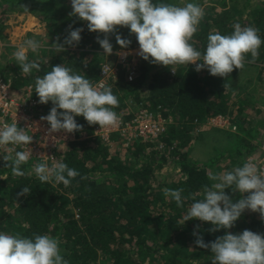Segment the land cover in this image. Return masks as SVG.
I'll return each mask as SVG.
<instances>
[{
    "label": "trees",
    "instance_id": "1",
    "mask_svg": "<svg viewBox=\"0 0 264 264\" xmlns=\"http://www.w3.org/2000/svg\"><path fill=\"white\" fill-rule=\"evenodd\" d=\"M68 1L8 0L13 12L28 13L47 23L54 35L52 43L57 36L63 43L69 25L73 30L84 29L78 45H65L66 50L61 52L52 47L47 62L36 60V56L28 57L29 61L40 64L39 72L24 74L15 58L0 63V74L11 77L15 94H21L28 86L35 87L36 78L56 65L72 68L90 79L94 86L100 81L106 55L97 43V36L103 39L104 34L89 31L86 21L71 15L73 9ZM153 3L180 6L196 3L202 8L209 4L192 40L201 52L206 50L209 33L231 34L235 23L256 27L264 41V0H153ZM118 32L131 40V44L121 49L115 35L110 34L113 52L139 50L129 28L118 27ZM258 51L255 62H251L249 53L245 64L259 67L258 79L264 81V43ZM137 67L132 81L128 80L124 66L111 78L108 86L119 100V106L113 110L117 114L126 112L128 103H140L145 98L149 106L143 104L144 107L159 110L168 122L172 121L166 131L153 142L122 138L119 133L105 141L95 135L96 125H89L82 116H76L83 129L71 133L74 139L63 143L56 153L57 163L63 162L79 172L68 187L54 180L40 182L33 171V166L40 162L21 165L25 176L18 177L0 161V232L29 238L34 234L57 237L61 241V255L69 264H212L214 254L210 249L198 248L194 243L196 237L192 233L197 225L205 243L226 232L238 234L251 230L264 234V219L260 214L257 220L248 222L247 217L239 218L231 229L216 232L209 231L213 227L210 222L183 220L193 197L202 199L204 186L215 183L209 175L225 168L219 163L225 155L234 157L228 164L234 169L259 151L253 139L262 124L257 122L249 129L245 127L247 120L242 113L247 105L237 99V92L233 95L228 92L227 78L232 74L222 78L184 68L171 70L166 66L150 74L152 64L144 59ZM52 107L51 101L39 103L37 112L47 115ZM216 116L227 117L237 128V132L230 134L234 144L224 154L206 162L196 161L190 154V145L195 139L200 141L204 134L194 136V132ZM132 117V114L125 115L124 120L131 121ZM160 143L163 148H158ZM236 157L241 163L236 162ZM168 167L173 168L175 177L160 181L162 177L158 175ZM25 186L30 188V194L17 199L16 194ZM165 188L184 190L182 196L188 198L183 201V207H177L174 199L164 195ZM225 192L231 199H237L239 194L231 188Z\"/></svg>",
    "mask_w": 264,
    "mask_h": 264
},
{
    "label": "clouds",
    "instance_id": "2",
    "mask_svg": "<svg viewBox=\"0 0 264 264\" xmlns=\"http://www.w3.org/2000/svg\"><path fill=\"white\" fill-rule=\"evenodd\" d=\"M71 5V15L86 21L89 31L104 34L103 39L97 36V43L107 56L113 53L110 34L115 35L121 49L130 46L131 40L123 38L118 32V27H127L138 41L137 54L145 61L166 67L194 64L197 72L207 69L214 77L226 78L234 69L244 67L249 53L251 62H255L259 57L258 50L264 43L256 27H242L240 23H235L231 34L222 35L218 31L209 33L206 50H197L192 40L205 12L196 3L180 6L153 3V0H71ZM23 7L28 11L26 6ZM67 31L63 43H60L59 36L52 43L57 52L65 51V45H78L84 29L73 30L69 25ZM40 47L35 39H27L14 52V58L24 74L41 70L40 64L29 61L27 55L29 50L36 52ZM118 55L126 56V53ZM35 93L39 103L51 101L53 104L49 113L40 118L50 125L49 134L81 131L83 125L77 123L76 116H82L89 125L98 124L100 128L115 127L120 119L113 110L119 106V100L111 87L94 86L90 79L65 65H56L42 77H37ZM32 141L33 136L27 133L26 128L19 127L17 121L4 123L0 128V146L30 145ZM31 155L29 151H15L14 157L4 155V167H10L14 176L23 177L25 172L21 170V165L27 164ZM33 171L40 182L54 180L65 187L70 186L72 179L79 175L76 169L63 162L54 163L51 167L47 162L37 163ZM209 179L215 183L204 186L202 199L193 197L183 217L184 222L192 219L210 222L213 227L209 231L216 232L231 229L245 210L258 212L264 219V169L258 163L249 159L232 171L210 174ZM229 188L248 195H242L233 202L225 192ZM30 191L25 186L16 194V198L30 194ZM183 191L163 189L164 195L174 199L177 207H183V201L188 198L182 196ZM198 229L199 225L192 233L196 237L194 243L198 248L210 249L214 254L212 264H264V234L251 230L238 234L226 232L214 241L205 243ZM60 243L59 238L48 234H34L29 238L0 232V264H69L61 255Z\"/></svg>",
    "mask_w": 264,
    "mask_h": 264
},
{
    "label": "rangeland",
    "instance_id": "3",
    "mask_svg": "<svg viewBox=\"0 0 264 264\" xmlns=\"http://www.w3.org/2000/svg\"><path fill=\"white\" fill-rule=\"evenodd\" d=\"M67 4L72 7L71 0H69ZM208 5H209L208 3L204 5L203 8L204 12L206 8H208ZM53 38L54 35L50 30L49 26L47 25V23L41 22L38 18L28 13H21L18 11L13 12L10 9L8 0H0V63L1 64H5L10 59H14V55H13L14 52L23 43V41L27 39H35L41 45L39 50L36 52L29 50L27 52L28 57L36 56L35 58L36 60L43 59L45 62H47L50 58V56H48L47 54L48 51L52 48ZM138 51L139 50H134V52L131 53L134 54L135 58L137 59V62L140 64V62L143 59L137 54ZM116 60H117V53L113 52L111 55L108 56L106 55L105 62L109 63L110 65H114ZM197 63L200 62L198 61ZM164 67L165 66L163 65L152 64V70L150 71V74L156 73L159 70H162ZM168 68L171 70H176L177 68H184L189 71L192 70L195 71L194 64L172 65L169 66ZM258 72H259V67L245 64L242 69H234L233 72L231 73L232 76L230 75L227 78V80L229 81V85H230L228 91L229 94L233 95L235 92H237L238 93L237 99H242L243 102H245L247 105V107L243 109V113H242V116H244V118H246L247 120L245 127L249 129L253 127L257 122H261L262 125L259 126L258 128L259 131L256 134V137L253 139V143L261 148V146L264 145V81L258 79L259 78ZM199 73L204 74L209 72L207 71V69H203ZM33 95L38 97L36 93H34ZM144 100L145 98L142 99L140 103H135V104H133L132 102L128 103L127 104L128 108L126 112L121 113L123 117H125V115L128 114L136 113L138 107L141 105L143 106V104L149 106V104L146 103ZM140 109H138V111ZM235 132L227 128H220L218 127V125L216 126V124H211V122L208 124L206 121V125L204 124L203 126H199L196 132H194V136L197 133H201L204 135L202 136V139L200 141H196L195 139L194 140L195 142L191 143L190 154L192 156V159L196 161L206 162L211 158H215L218 155L224 154L225 150L232 147V145L234 144V138L231 137L230 134ZM129 139H133V138H129ZM123 141H124L123 146H126L125 143L126 140ZM233 159L234 157L225 155L219 162L221 164L220 166L221 167L225 166V168H222L214 172V174L233 170L232 168H230V166L228 167V164L231 163ZM241 161L242 160H239L236 157V162L241 163ZM244 163L245 160L243 161V164ZM212 169H214V165L213 167L211 166V170ZM173 173H174L173 168L168 167L165 168L158 176L162 177L160 178L161 179L160 181H168L175 177ZM244 194H241L239 192V194L236 195L237 199H232L233 202L238 201L242 197V195L244 196ZM245 217L248 218L247 219L248 222L260 218L258 212H252L250 210H245L240 218L244 219Z\"/></svg>",
    "mask_w": 264,
    "mask_h": 264
},
{
    "label": "built area",
    "instance_id": "4",
    "mask_svg": "<svg viewBox=\"0 0 264 264\" xmlns=\"http://www.w3.org/2000/svg\"><path fill=\"white\" fill-rule=\"evenodd\" d=\"M117 60L114 65L104 62L101 69V79L95 86H108L111 78H115L119 67L124 66L127 70L128 80L132 81L137 73V59L134 54L126 51H119ZM118 53H126V56L118 55ZM35 87L28 86L21 94H15L12 91V79L4 78L0 74V128L4 123H12L17 121L21 128H26L29 135L33 136V141L30 145H7L0 146V161L4 155L15 156V151H29L32 153L29 161L47 162L51 167L57 163L56 153L63 143H67L74 139L71 133L54 132L49 134L47 121H41V116L45 114L38 113L39 98L34 96ZM148 105V104H147ZM142 108V109H140ZM138 109H140L138 111ZM136 113L132 114L131 121L124 120L120 113L119 122L115 127L100 128L97 124L95 127V135L100 136L104 140H109L112 134L119 133L123 138H142L144 141H155L163 134L168 122L159 110H151L150 107L139 106ZM216 124L220 128H227L236 131L237 128L232 126L229 119L224 116H216L207 120L209 124ZM206 125V123H205ZM158 148H163L160 143ZM8 149H13L9 152ZM249 159L258 163L261 169H264V145L261 146L257 154L249 156ZM28 161V162H29Z\"/></svg>",
    "mask_w": 264,
    "mask_h": 264
},
{
    "label": "crops",
    "instance_id": "5",
    "mask_svg": "<svg viewBox=\"0 0 264 264\" xmlns=\"http://www.w3.org/2000/svg\"><path fill=\"white\" fill-rule=\"evenodd\" d=\"M131 52H134V51H130V53H131ZM131 54H132V53H131Z\"/></svg>",
    "mask_w": 264,
    "mask_h": 264
}]
</instances>
